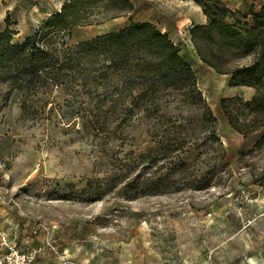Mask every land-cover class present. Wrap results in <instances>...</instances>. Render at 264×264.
<instances>
[{"label": "rangeland", "instance_id": "obj_1", "mask_svg": "<svg viewBox=\"0 0 264 264\" xmlns=\"http://www.w3.org/2000/svg\"><path fill=\"white\" fill-rule=\"evenodd\" d=\"M69 1L0 0V32L12 30L11 42L22 43ZM262 4L77 0L65 11L71 24L53 45L149 22L188 63L201 60L195 40L225 72L189 63L195 80L184 78L141 100L136 88L96 69L101 63L81 70L98 74L96 85L78 79L18 88L6 54L0 65V257L5 239L31 264H264V99L245 105L257 91L238 84L235 72L254 52L196 30L209 21L205 6L228 10L226 22L244 29L250 10ZM223 97L241 100L228 104L237 128L221 108ZM204 102L215 116L212 128Z\"/></svg>", "mask_w": 264, "mask_h": 264}, {"label": "trees", "instance_id": "obj_2", "mask_svg": "<svg viewBox=\"0 0 264 264\" xmlns=\"http://www.w3.org/2000/svg\"><path fill=\"white\" fill-rule=\"evenodd\" d=\"M76 4L77 0L64 4L59 13L46 19L42 30L28 35L22 43L11 42L12 30L5 28L0 32V65L3 57L11 53L13 77L19 81L18 88H23L22 83L34 86L46 83L61 85L78 79L84 82L90 79L96 85L98 74L82 75L81 71L86 64L92 66L95 63H101L96 69L105 68V77L117 75L126 88H136L138 100L153 95L161 87H178L184 78L195 80L191 65L180 56L169 35L160 32L149 22H131L119 30L73 44L61 42L59 46L53 45L56 34L70 23L66 18V9ZM203 12L209 21L196 26V30L206 31L209 35L215 32L224 46L241 49L243 53L248 50L254 52L253 61L235 71L242 79L238 84L252 86L257 91L243 103L251 105L264 99V4L250 10L251 25L244 29L226 22L229 12L224 8L205 6ZM194 44L203 62L214 67L217 72L225 73L216 62L204 56L195 40ZM218 55L221 56L220 53ZM234 100L241 101L238 97H223L220 105L232 126L237 128V120L228 110V104ZM203 107L212 128L215 116L205 102Z\"/></svg>", "mask_w": 264, "mask_h": 264}, {"label": "built area", "instance_id": "obj_3", "mask_svg": "<svg viewBox=\"0 0 264 264\" xmlns=\"http://www.w3.org/2000/svg\"><path fill=\"white\" fill-rule=\"evenodd\" d=\"M5 253L0 257V264H31V258L21 253L15 243L3 240Z\"/></svg>", "mask_w": 264, "mask_h": 264}, {"label": "crops", "instance_id": "obj_4", "mask_svg": "<svg viewBox=\"0 0 264 264\" xmlns=\"http://www.w3.org/2000/svg\"><path fill=\"white\" fill-rule=\"evenodd\" d=\"M189 63L191 65L194 63L203 71H205L207 69V67L210 68L209 65L204 64L200 59H193V60L189 61Z\"/></svg>", "mask_w": 264, "mask_h": 264}]
</instances>
